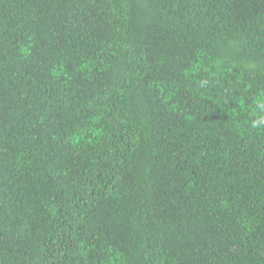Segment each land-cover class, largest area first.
<instances>
[{"label":"trees","instance_id":"1","mask_svg":"<svg viewBox=\"0 0 264 264\" xmlns=\"http://www.w3.org/2000/svg\"><path fill=\"white\" fill-rule=\"evenodd\" d=\"M262 104L264 0H0V264H264Z\"/></svg>","mask_w":264,"mask_h":264},{"label":"clouds","instance_id":"2","mask_svg":"<svg viewBox=\"0 0 264 264\" xmlns=\"http://www.w3.org/2000/svg\"><path fill=\"white\" fill-rule=\"evenodd\" d=\"M204 83H206V82H204ZM260 107H261L262 109H264V104L260 105ZM261 123H264V117H261V119H260L259 121H255V122L253 123V126H254V127L259 126V124H261Z\"/></svg>","mask_w":264,"mask_h":264}]
</instances>
